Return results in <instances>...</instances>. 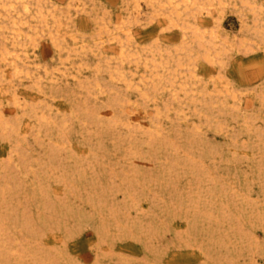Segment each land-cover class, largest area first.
<instances>
[{
  "label": "rangeland",
  "instance_id": "rangeland-1",
  "mask_svg": "<svg viewBox=\"0 0 264 264\" xmlns=\"http://www.w3.org/2000/svg\"><path fill=\"white\" fill-rule=\"evenodd\" d=\"M128 1L43 0L68 13L61 44L45 30L24 47L32 58L17 47L29 76L0 56L1 120L20 126H0V264H264V44L253 11L236 2L198 14L224 54L177 71L181 29L160 25L144 0L136 18ZM6 34L0 55L13 49ZM113 38L143 59L151 50L168 59L159 75L174 88L164 81L155 93L133 59L122 65L131 85L112 80ZM226 86L236 101L222 106ZM116 97L127 101L122 113ZM85 108L100 111L101 126Z\"/></svg>",
  "mask_w": 264,
  "mask_h": 264
},
{
  "label": "bare ground",
  "instance_id": "bare-ground-1",
  "mask_svg": "<svg viewBox=\"0 0 264 264\" xmlns=\"http://www.w3.org/2000/svg\"><path fill=\"white\" fill-rule=\"evenodd\" d=\"M45 1H47V0H45ZM140 1L141 0H132V3H131V1L130 2L128 1L129 3H131V5H133L130 7L133 9L132 14L135 15L136 18H138V17L140 18L141 14L143 12V9L141 6L143 4V3L141 4V2H143V1H141V2ZM144 1H146L149 4H152L151 6L153 7L154 13H156L157 15L160 14L163 16L162 20H160V25L165 24V23H169L170 27H178L182 31V41L183 42L181 43V45L179 46L178 49L176 48V55L179 56L180 54H182L181 57H183V59H180L181 57H178V56H177V58H172L173 56L175 57V55H172L170 57V60L173 59L172 61L174 63V68H176L177 71H178V69H181V67L184 66L185 64L186 65L190 64L192 58L193 59L196 58L198 60L203 59L204 61H207L210 63H216V62L220 61L222 55L224 54L225 47L220 48L217 46L218 42L216 39H218V36H216L212 32L209 33L210 32L209 31L208 32L209 34L207 37L206 32L204 30H202V26L204 25V23L202 24V22L197 20L198 14L208 15L210 13V8L214 7V6H216V7L221 6L222 7L228 3H233L235 5V3L238 2L243 7L250 8L253 11V20H251V21L254 23V25H256L254 28L255 30L253 32V35L261 43L264 44V21L261 19L262 15L264 14V5L255 7L254 0H144ZM42 2H43V0L42 1L41 0H0V18H2V20H3V22L1 21L2 24H0V40L8 38L7 36L4 35L7 33L8 36L9 35L12 36L9 38V39H11L10 40L11 43L10 42L9 43L13 47V49L3 47V50L1 52L2 55H0V56L2 57L3 61H8V64L12 65L13 70H14L16 75L20 74L21 72H24V74H26V75L29 74V72L27 70L26 71L24 70V67L26 64H24L23 68L20 67V62H22L23 60H21L22 58H21L20 54L17 53L18 52L17 51L18 49L16 50L17 47L23 49V50L22 49H20V50L24 51V53H25L24 57L26 59L30 58L31 56L26 54L27 50L24 48L25 45L27 43L32 45L34 38H35L34 36L40 32H44L45 30H47V33L51 37L52 42L56 46L61 44V42L60 41L58 42V40H60L59 37H60V34L62 32L61 31L62 26H63L62 20L65 16H66V18H68V16H67L68 13L64 16L61 12L54 13V12L48 11V8H46ZM69 16H71V15H69ZM32 23H34V25ZM117 29H119V27ZM121 29L127 35L130 34V29L128 27L127 28H121ZM252 29H250V30H252ZM113 39L115 40V38H113ZM117 39L118 38H116L115 41H117ZM5 40H7V39H5ZM252 40H254V39H252ZM243 41H242V44H243ZM247 41H249V40H247ZM101 42H102V40L99 43H101ZM111 42H112V40H111ZM118 45L120 46V50H119V54H118L119 62L117 61L119 63V65L117 64V67L115 69H113L111 71L109 70L110 71L109 75H110V78L112 80H121V81L123 80L124 82L127 83V86H130L131 85L130 79L127 78L125 76L124 72L122 71V65L125 61L130 62L133 59L132 62H135L136 67H137V65L142 63L145 70L149 73V76L144 77V81L142 80V83L146 84L149 81L152 82V84L151 83H149V84L152 85V89L155 90V93H156L158 86H160L164 81H165V84L162 85L164 88L165 87L174 88V80H172L171 78H170V80H167V79H165L166 77H162L164 75H159V69H164L166 67V65L170 63V61H167L168 59L167 60L164 59V61L162 60L163 62H157V60L155 59V55H154V52H156V51L153 52V50H151L149 52L148 57H145L146 59H143L139 52L138 53L137 52H126L128 49L126 50L125 42L123 43V42L119 41ZM191 45H195V46L193 47ZM32 47H34V46H32ZM15 50H16L17 54H12L13 51L15 52ZM129 51H131V50H129ZM174 52H173V54H174ZM161 53H163V51H161ZM155 54H157V53H155ZM158 54L156 55V57L158 56ZM159 55H161V54H159ZM166 55H167V53H166ZM191 55H192V57H191ZM166 58H168V57L166 56ZM26 59H25V61H26ZM159 59H161V58H159ZM159 59H158V61H159ZM196 59H194L195 62H197ZM191 65H192V62H191ZM193 65H194V63H193ZM107 69H108V66H107ZM189 69H191V68H189ZM168 70H170V69H168ZM186 71H187V68H186ZM192 71H193V68H192ZM181 72L182 71H180V74H181ZM190 72H191V70H190ZM174 75H175V73L173 74V77L175 78ZM176 76H177V74H176ZM169 77H170V75H169ZM177 77H179V76H177ZM0 79H1V77H0ZM3 79L0 80V83ZM187 79H188V77H187ZM139 82H141V81H139ZM89 86H90V83H89ZM185 86H186V84L183 83V84H181L180 88L184 91L186 89ZM91 88L92 89L93 88L99 89L100 88V82L99 83L96 82L95 85H93ZM91 88H89V89L91 90ZM222 88L217 89V92H216L217 97L215 100H216V102H220V104L222 106H224L225 104H227V102L230 98L235 100L236 94L233 90H231L230 88H227V86L224 89H222ZM175 89H177V88H175ZM150 90H151V88H150ZM151 94H153V93H151ZM143 96L147 97V93H144ZM14 97H15L16 101L18 102L22 96H20V94H18V93H15ZM13 102H15V101H13ZM126 102L127 101L124 100L123 98L116 97L113 100L112 105L118 107V109H121V113H122V112H124V109H125L124 105ZM169 106H171V104H169ZM84 111H85V114L87 115V119H88L89 123L94 124V125L101 124L100 111H98L97 109L87 110L86 108ZM168 111H170V110L168 109ZM2 116L0 114L1 129L6 130V131L8 130L9 132L11 131L12 133H17L18 129H20V126H18L17 121L16 122H3L4 120H1V119H3ZM143 117L144 116H142V118ZM40 118H41V122L43 125L46 126V125L51 124V121L47 117L41 115ZM139 118L140 117L137 115V117L134 118V120H139ZM113 124L114 123H112L111 125H108V126L106 125L107 129H109L110 126L112 127ZM101 125H99V126H101ZM59 126L63 127L64 122H62ZM151 134L153 135V133H150L149 135H151ZM63 141L64 140L62 139L60 141V143L58 144V146H60V145L62 146L64 144ZM59 148L61 149V147H59ZM3 191H5V188L3 189ZM1 230H2V228H1Z\"/></svg>",
  "mask_w": 264,
  "mask_h": 264
}]
</instances>
